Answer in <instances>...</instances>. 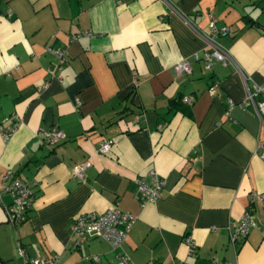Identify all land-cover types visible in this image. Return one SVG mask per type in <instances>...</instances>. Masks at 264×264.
<instances>
[{
    "label": "crops",
    "instance_id": "1",
    "mask_svg": "<svg viewBox=\"0 0 264 264\" xmlns=\"http://www.w3.org/2000/svg\"><path fill=\"white\" fill-rule=\"evenodd\" d=\"M2 1L0 126L18 123L0 134V264L22 263L17 244L54 264H114L106 241L68 229L75 213L113 203L133 217L116 248L125 264H264V125L238 105L264 83V0ZM182 58L189 69L176 71ZM52 127L63 137L50 144ZM151 170L162 186L140 202L134 178ZM12 178L31 190L20 220L6 212ZM246 207L254 224L231 242Z\"/></svg>",
    "mask_w": 264,
    "mask_h": 264
},
{
    "label": "built area",
    "instance_id": "2",
    "mask_svg": "<svg viewBox=\"0 0 264 264\" xmlns=\"http://www.w3.org/2000/svg\"><path fill=\"white\" fill-rule=\"evenodd\" d=\"M210 43L212 45L210 54L224 61L225 58L228 57L226 49L216 42L210 41ZM45 48L54 53L59 59L62 58L64 50L62 47L45 44ZM202 56L205 60V65H209L208 53L203 51ZM193 57L196 58L197 54L194 53ZM174 68L176 71H187L189 69L187 59L182 58L176 61L174 63ZM256 91L259 92L260 95L259 98L254 99L253 93ZM189 99L190 96L183 97L184 101H188ZM238 105L241 107L250 106L258 121L264 125V83H253L251 88L246 87L245 94L238 102ZM17 123V119H14L11 124L4 127L0 126V134L3 139L10 134ZM42 134L45 141L50 144L63 137V131L56 127L45 129L42 131ZM109 145L110 139H100L97 142L96 150L100 153H104L108 150ZM259 156L264 160L263 147L259 152ZM86 164L87 161L73 164L71 167V175L81 178L83 175V168ZM162 183L163 178L151 170L148 173L147 179L143 177L134 178L133 195L140 202L152 200L158 196ZM6 189L10 193V202L6 209L7 217L9 220H20L25 216L26 209L30 202L31 190L27 183L16 178H12L9 181L6 185ZM249 210L250 209L246 207L240 217L229 227L228 238L231 242L241 239L248 228L254 224ZM132 220V215L118 207L116 203H113L111 206L101 211L85 210L75 213L68 223V229L76 235L77 242L84 240L87 234L103 239L108 243L110 249L113 250L110 259H113L114 264H125L127 262V256L123 252L116 250V248L119 247L120 243L124 240ZM184 242L190 248L193 246L189 236H184ZM16 251L22 258L21 264H54L57 258L56 254L27 257L25 256L24 249L19 244L16 246ZM83 257L94 261L99 258L96 253L84 255ZM148 264H160V262L151 260Z\"/></svg>",
    "mask_w": 264,
    "mask_h": 264
},
{
    "label": "trees",
    "instance_id": "3",
    "mask_svg": "<svg viewBox=\"0 0 264 264\" xmlns=\"http://www.w3.org/2000/svg\"><path fill=\"white\" fill-rule=\"evenodd\" d=\"M177 98L170 100L169 105H176L177 104Z\"/></svg>",
    "mask_w": 264,
    "mask_h": 264
},
{
    "label": "rangeland",
    "instance_id": "4",
    "mask_svg": "<svg viewBox=\"0 0 264 264\" xmlns=\"http://www.w3.org/2000/svg\"><path fill=\"white\" fill-rule=\"evenodd\" d=\"M7 5V4H6ZM3 8V11H5L8 7H4V5H3V1L1 0L0 1V9H2Z\"/></svg>",
    "mask_w": 264,
    "mask_h": 264
},
{
    "label": "water",
    "instance_id": "5",
    "mask_svg": "<svg viewBox=\"0 0 264 264\" xmlns=\"http://www.w3.org/2000/svg\"><path fill=\"white\" fill-rule=\"evenodd\" d=\"M5 221L7 222L8 220L6 219Z\"/></svg>",
    "mask_w": 264,
    "mask_h": 264
}]
</instances>
